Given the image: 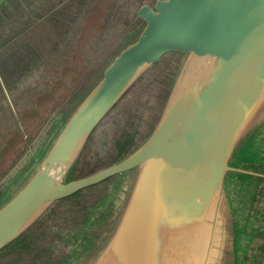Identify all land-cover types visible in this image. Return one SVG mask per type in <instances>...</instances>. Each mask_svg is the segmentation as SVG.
I'll use <instances>...</instances> for the list:
<instances>
[{"label":"water","instance_id":"1","mask_svg":"<svg viewBox=\"0 0 264 264\" xmlns=\"http://www.w3.org/2000/svg\"><path fill=\"white\" fill-rule=\"evenodd\" d=\"M47 1L50 8L40 16L34 9L45 7L36 8L35 0H0V13L34 8L27 27L32 30L70 2ZM137 19L144 23L137 40L54 136L38 169L0 204V255L33 231L53 205L135 172L115 231L84 264H251L257 256L250 250L254 233H264V0H157L143 5ZM171 54L183 64L151 135L118 163L71 180L99 125ZM252 147L257 153L249 154ZM35 150L0 187L17 179ZM94 225L85 221L84 228L71 230L64 240L71 250L60 264H74L78 252L89 249L97 237ZM43 250L44 264H56Z\"/></svg>","mask_w":264,"mask_h":264},{"label":"rangeland","instance_id":"2","mask_svg":"<svg viewBox=\"0 0 264 264\" xmlns=\"http://www.w3.org/2000/svg\"><path fill=\"white\" fill-rule=\"evenodd\" d=\"M35 1L36 8L45 7L42 11L33 8L37 16L50 8L46 6L47 0ZM63 1L54 0L60 6ZM156 1L72 0L69 13L77 16L69 26L74 29L70 31L68 27L69 33L64 34L59 32L64 29L65 19L48 18L30 30L27 27L33 9L0 13V182L36 148L17 179L0 187L1 205L38 169L54 136L59 135L117 56L137 40L144 28V23L137 19L138 10ZM182 64L180 55L171 54L149 70L94 132L70 173L71 180L89 177L118 163L151 135L173 88L170 81ZM38 138L40 143L35 146ZM257 151L252 147L249 154ZM134 180L135 172H127L53 205L32 231L33 240H25L28 242L23 249H49V261L60 264L71 250L65 243L72 236L71 230L84 228L85 221L94 222L97 237L73 261L86 263L84 258H90V253L98 254L111 238ZM262 192L259 206L264 209ZM242 194L246 203L248 195L244 190ZM255 223L260 226L257 219ZM260 229L263 231V226ZM228 231L227 244L232 238L231 228ZM254 238L250 251L257 256L251 264H264V233H254ZM84 244L81 242V246ZM16 261L17 252L5 251L0 255V264ZM228 264H232V259Z\"/></svg>","mask_w":264,"mask_h":264},{"label":"trees","instance_id":"3","mask_svg":"<svg viewBox=\"0 0 264 264\" xmlns=\"http://www.w3.org/2000/svg\"><path fill=\"white\" fill-rule=\"evenodd\" d=\"M72 1V0H70ZM73 4V2H69L66 5H63V8H61L58 11H55V13L53 14V19H59V20H64V29L62 31H60L59 33H69L68 32V27L70 31H73V27L69 26V25H73V20H75L77 14H73V13H69L70 7ZM72 18H71V16ZM47 17V16H46ZM48 18V17H47ZM32 231L30 233H28L27 235L23 236L21 238V240H19L17 242V244H15L14 246H11L9 248V251L12 252H17V261L14 262V264H44L46 263L48 260H46V256H48L47 251L42 250V251H38L39 249L37 247L34 246L35 251L33 252V247L31 246L29 248V250L25 251L23 249V246L25 245L26 242L25 240H33V235L31 234ZM8 252V251H7ZM37 254V256H36ZM45 254V256L42 258V255ZM52 254L50 255L49 259L51 258Z\"/></svg>","mask_w":264,"mask_h":264}]
</instances>
